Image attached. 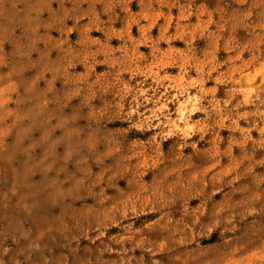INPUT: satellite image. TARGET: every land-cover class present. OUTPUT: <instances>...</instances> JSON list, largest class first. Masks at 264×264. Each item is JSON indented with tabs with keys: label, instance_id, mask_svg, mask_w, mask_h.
<instances>
[{
	"label": "rangeland",
	"instance_id": "1",
	"mask_svg": "<svg viewBox=\"0 0 264 264\" xmlns=\"http://www.w3.org/2000/svg\"><path fill=\"white\" fill-rule=\"evenodd\" d=\"M0 264H264V0H0Z\"/></svg>",
	"mask_w": 264,
	"mask_h": 264
}]
</instances>
